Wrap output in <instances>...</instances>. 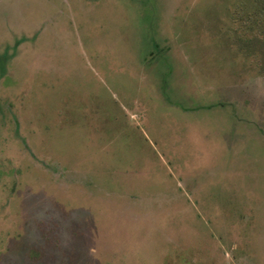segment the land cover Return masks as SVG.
I'll return each mask as SVG.
<instances>
[{"label":"rangeland","instance_id":"obj_1","mask_svg":"<svg viewBox=\"0 0 264 264\" xmlns=\"http://www.w3.org/2000/svg\"><path fill=\"white\" fill-rule=\"evenodd\" d=\"M0 264H264V0H0Z\"/></svg>","mask_w":264,"mask_h":264}]
</instances>
